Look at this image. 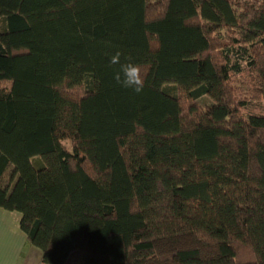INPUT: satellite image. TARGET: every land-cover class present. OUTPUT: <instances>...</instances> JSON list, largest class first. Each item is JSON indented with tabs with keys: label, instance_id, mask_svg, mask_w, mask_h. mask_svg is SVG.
Segmentation results:
<instances>
[{
	"label": "trees",
	"instance_id": "obj_1",
	"mask_svg": "<svg viewBox=\"0 0 264 264\" xmlns=\"http://www.w3.org/2000/svg\"><path fill=\"white\" fill-rule=\"evenodd\" d=\"M0 208L43 264H264V0H0Z\"/></svg>",
	"mask_w": 264,
	"mask_h": 264
},
{
	"label": "crops",
	"instance_id": "obj_2",
	"mask_svg": "<svg viewBox=\"0 0 264 264\" xmlns=\"http://www.w3.org/2000/svg\"><path fill=\"white\" fill-rule=\"evenodd\" d=\"M20 213L0 208V264H43L39 248L19 229Z\"/></svg>",
	"mask_w": 264,
	"mask_h": 264
},
{
	"label": "clouds",
	"instance_id": "obj_3",
	"mask_svg": "<svg viewBox=\"0 0 264 264\" xmlns=\"http://www.w3.org/2000/svg\"><path fill=\"white\" fill-rule=\"evenodd\" d=\"M122 53L117 51L110 58L111 65H119L118 71L114 73V80L122 87L130 88L135 93L142 92L144 87V74L142 66L139 63L133 62L132 57H125L124 63H121Z\"/></svg>",
	"mask_w": 264,
	"mask_h": 264
},
{
	"label": "rangeland",
	"instance_id": "obj_4",
	"mask_svg": "<svg viewBox=\"0 0 264 264\" xmlns=\"http://www.w3.org/2000/svg\"><path fill=\"white\" fill-rule=\"evenodd\" d=\"M201 101L202 102H205V101L207 102V101H209V99L204 96V97L201 98ZM3 180L6 181V176L3 178ZM83 254H84L83 251L77 249V250L71 251L69 253V256L68 257L71 260H80Z\"/></svg>",
	"mask_w": 264,
	"mask_h": 264
}]
</instances>
